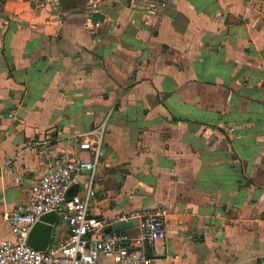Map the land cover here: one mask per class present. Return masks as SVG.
<instances>
[{
	"label": "crops",
	"instance_id": "obj_1",
	"mask_svg": "<svg viewBox=\"0 0 264 264\" xmlns=\"http://www.w3.org/2000/svg\"><path fill=\"white\" fill-rule=\"evenodd\" d=\"M103 122L89 211L160 208L144 264H264V0H0V238Z\"/></svg>",
	"mask_w": 264,
	"mask_h": 264
},
{
	"label": "built area",
	"instance_id": "obj_2",
	"mask_svg": "<svg viewBox=\"0 0 264 264\" xmlns=\"http://www.w3.org/2000/svg\"><path fill=\"white\" fill-rule=\"evenodd\" d=\"M105 122L95 129L79 134L92 152L88 159L63 152L55 166L44 172L31 191L28 202L9 211L5 220L12 239L0 238V264H144L147 249L165 234L164 214L160 208L152 211L130 210L112 219L91 215L89 204L94 197L91 181L105 154L101 144ZM81 172L88 174L84 195L71 192ZM55 212L68 227L65 241L50 238L45 249L27 245L28 234L45 213ZM135 221L133 236L117 232L115 225Z\"/></svg>",
	"mask_w": 264,
	"mask_h": 264
},
{
	"label": "water",
	"instance_id": "obj_3",
	"mask_svg": "<svg viewBox=\"0 0 264 264\" xmlns=\"http://www.w3.org/2000/svg\"><path fill=\"white\" fill-rule=\"evenodd\" d=\"M57 220V214L55 212H49L42 214L38 220L34 223L32 226L28 238H27V245L38 249V250H43L45 249L49 238L51 236L53 226L55 225ZM136 222H126V223H121L118 225H115L113 227V230H122L125 229L131 225H135Z\"/></svg>",
	"mask_w": 264,
	"mask_h": 264
}]
</instances>
